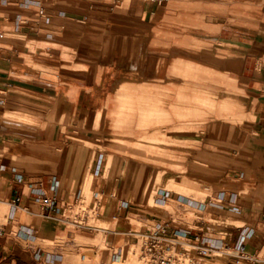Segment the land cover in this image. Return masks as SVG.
I'll return each instance as SVG.
<instances>
[{
	"label": "crops",
	"instance_id": "1",
	"mask_svg": "<svg viewBox=\"0 0 264 264\" xmlns=\"http://www.w3.org/2000/svg\"><path fill=\"white\" fill-rule=\"evenodd\" d=\"M68 1L0 0V264H37L29 234L84 233L83 175L105 218L125 190L108 161L158 176L156 206L193 204L190 223L158 221L202 237L200 264H264V0ZM238 243L254 260L227 254Z\"/></svg>",
	"mask_w": 264,
	"mask_h": 264
},
{
	"label": "rangeland",
	"instance_id": "2",
	"mask_svg": "<svg viewBox=\"0 0 264 264\" xmlns=\"http://www.w3.org/2000/svg\"><path fill=\"white\" fill-rule=\"evenodd\" d=\"M74 1H86L97 3L99 7H113L118 8L122 4L127 3L128 0H74ZM50 4L55 2L69 3L68 0H46ZM93 5V4H92ZM156 145V144H149ZM102 148V147H98ZM136 161L138 159H135ZM153 165V161L146 160ZM87 161H81V168L84 171ZM155 165V164H154ZM112 171V172H111ZM104 178L111 180L114 184H117L119 188L121 186V180L123 178L125 190L115 189L113 199H106L104 196L101 198L102 205L97 204L98 209L103 206V214L106 212V217L101 218L99 216H92L86 209V201L91 195V191L88 188L90 178L82 176L80 183V198L78 199L75 210H82L89 214V219L83 223L85 226H89L92 229H82L84 233H75L74 237L58 239L54 243V247L58 246L61 249V253L65 259H69L70 264H97L100 260H105L107 257L106 249L122 248L123 259L121 264H138L136 257L132 255L129 250L132 245L139 241V237L133 236L131 233L141 232V228L144 225L145 220H165L168 212L181 223H190L195 218V214L188 207H181L178 203L169 201L164 207H158L155 205L154 200L156 198L157 187L160 184L158 176H154L148 172H141L139 169H134L131 165L129 167L128 174L121 177L120 174H116L114 165L107 162L106 171L102 173ZM168 177V176H166ZM166 177L164 179H166ZM161 184L164 183L162 182ZM166 190L172 192L175 190L173 184H168L166 187L164 184L160 186ZM180 194H184V191H178ZM167 195V194H166ZM98 198V200H99ZM104 201V202H103ZM121 201L125 202L126 207L121 214L116 210L119 207ZM94 214V213H93ZM168 219V217H167ZM147 222V221H146ZM178 224V223H174ZM86 231V232H85ZM51 243V242H47Z\"/></svg>",
	"mask_w": 264,
	"mask_h": 264
},
{
	"label": "built area",
	"instance_id": "3",
	"mask_svg": "<svg viewBox=\"0 0 264 264\" xmlns=\"http://www.w3.org/2000/svg\"><path fill=\"white\" fill-rule=\"evenodd\" d=\"M53 183L54 185L50 188L49 198L44 197V194L37 195V199L44 209H52L57 201L55 196L56 181L53 180ZM18 202L19 199H16V203ZM178 205L180 208L193 206L191 202L182 201H179ZM195 207L200 209V206L197 207L195 205ZM95 209L92 208L88 212L94 213ZM74 211V219L71 224L80 229H92L83 225L87 221L86 216H89V214L87 212L84 213L82 210ZM141 228L143 229L141 232L131 233L133 236L139 237V241L136 244L137 246L133 244L129 250L136 257L138 264H200L201 260L209 257L212 252L204 245L201 236H196L193 244L187 243L185 234L179 231H170V223L167 221L145 220ZM25 245L37 264H63L65 257L60 252V247H54V243L38 240L34 235L29 234ZM226 249L229 251L228 255L244 260H254L244 252L245 248L242 243H238L233 248L226 247ZM106 251L107 257L105 260H100L97 264H121L123 259L122 248L110 247Z\"/></svg>",
	"mask_w": 264,
	"mask_h": 264
}]
</instances>
